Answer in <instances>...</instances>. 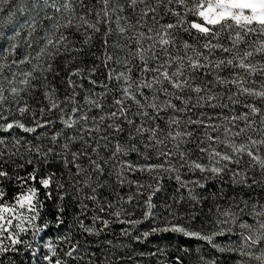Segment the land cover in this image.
I'll return each instance as SVG.
<instances>
[{"label":"snow or ice","instance_id":"snow-or-ice-1","mask_svg":"<svg viewBox=\"0 0 264 264\" xmlns=\"http://www.w3.org/2000/svg\"><path fill=\"white\" fill-rule=\"evenodd\" d=\"M0 264H264V0H0Z\"/></svg>","mask_w":264,"mask_h":264}]
</instances>
